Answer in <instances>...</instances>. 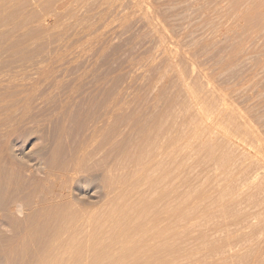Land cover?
I'll return each mask as SVG.
<instances>
[{
    "label": "rangeland",
    "instance_id": "obj_1",
    "mask_svg": "<svg viewBox=\"0 0 264 264\" xmlns=\"http://www.w3.org/2000/svg\"><path fill=\"white\" fill-rule=\"evenodd\" d=\"M133 223L264 264V0H0V263Z\"/></svg>",
    "mask_w": 264,
    "mask_h": 264
},
{
    "label": "bare ground",
    "instance_id": "obj_2",
    "mask_svg": "<svg viewBox=\"0 0 264 264\" xmlns=\"http://www.w3.org/2000/svg\"><path fill=\"white\" fill-rule=\"evenodd\" d=\"M1 187H2V185H1ZM3 187H5V186H3ZM6 189H7V187H6ZM3 190H4V188H3ZM9 195H10V193H9ZM6 200H7V198H6ZM3 204H5V209H6V206H8L6 204V201ZM150 221H152V220H150ZM150 223H152V222H150ZM149 225H152V224H149ZM149 225L147 223V226H149ZM147 226H145L143 224V225H138V226L135 225V227H133V228L131 227L132 228V234H134L135 237H133V235H132L133 238H131V240H128V241H126V240L123 241V238H122V241L120 239H118V238H120L118 236H121V234L120 235H116V232L118 230L115 229L116 232L114 230L113 233L108 235V238L105 237V238H107L106 240L108 242L104 243L105 245L101 244L102 246L99 245L100 244L99 240H101V239L100 238H99V240H97L98 238L95 239V231L94 232H90L86 236H84L83 238L77 239L75 241L74 240H70V241H68L66 243L64 242L63 245H59V244L56 245L57 243L53 241L56 244L53 243L54 247H53L51 255L46 257V258L43 257L40 260L39 264H151L150 260L152 258V254L149 251L150 249L147 248L148 246L146 247V245H144L145 243L142 240H140V238L139 239L136 238V236H138L139 234H140V236L143 237V235L146 236L145 234L150 233L152 231L151 228L149 229V227H147ZM26 227H28V226H26ZM32 230L33 229H31V231ZM120 232H122V230L119 231L118 233H120ZM1 235H2L1 238H5L3 236V234H1ZM6 241H8V240H6ZM103 241H104V239L102 240V242ZM21 244H19V246ZM22 250L23 249H21V251ZM127 261H130V262L126 263ZM18 263H20V262L18 261Z\"/></svg>",
    "mask_w": 264,
    "mask_h": 264
}]
</instances>
